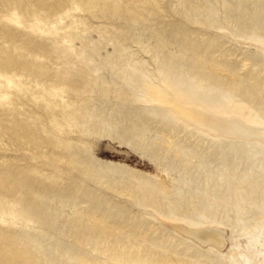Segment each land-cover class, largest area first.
Instances as JSON below:
<instances>
[{
	"label": "rangeland",
	"instance_id": "obj_1",
	"mask_svg": "<svg viewBox=\"0 0 264 264\" xmlns=\"http://www.w3.org/2000/svg\"><path fill=\"white\" fill-rule=\"evenodd\" d=\"M187 105L264 125V0H0V264H264V144Z\"/></svg>",
	"mask_w": 264,
	"mask_h": 264
},
{
	"label": "bare ground",
	"instance_id": "obj_2",
	"mask_svg": "<svg viewBox=\"0 0 264 264\" xmlns=\"http://www.w3.org/2000/svg\"><path fill=\"white\" fill-rule=\"evenodd\" d=\"M179 111L185 119L212 132H221L225 135H239L242 137L254 138L264 144V125L248 124L236 116L215 114L210 111H206V109L192 108V106L189 105L181 106ZM207 230L211 231L213 229L200 228L186 231L199 241L207 243L206 241L214 240L212 239L213 237L208 240L203 236L204 234L202 232Z\"/></svg>",
	"mask_w": 264,
	"mask_h": 264
}]
</instances>
